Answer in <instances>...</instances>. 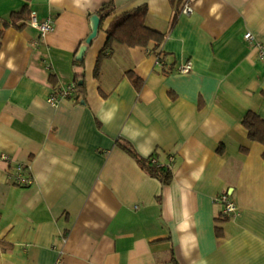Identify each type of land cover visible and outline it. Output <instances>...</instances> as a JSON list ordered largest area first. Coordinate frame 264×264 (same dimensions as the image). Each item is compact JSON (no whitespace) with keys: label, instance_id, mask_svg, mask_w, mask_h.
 <instances>
[{"label":"crops","instance_id":"1","mask_svg":"<svg viewBox=\"0 0 264 264\" xmlns=\"http://www.w3.org/2000/svg\"><path fill=\"white\" fill-rule=\"evenodd\" d=\"M186 1L0 0V18L27 4L55 24L41 35L27 17L0 39V264H264V145L243 123L264 118V61L244 36L264 43V0ZM143 6L165 60L116 42L96 76L107 30ZM76 78L85 98L52 105Z\"/></svg>","mask_w":264,"mask_h":264},{"label":"trees","instance_id":"2","mask_svg":"<svg viewBox=\"0 0 264 264\" xmlns=\"http://www.w3.org/2000/svg\"><path fill=\"white\" fill-rule=\"evenodd\" d=\"M114 11L112 4H106L98 10L101 17V22L108 17ZM148 14V8L146 6L139 7L133 11L124 13L119 21L113 24V26L107 30L108 38L101 50L98 61L96 64L95 75L99 76L101 61L103 57L107 55V52L113 49L116 42L125 44L127 46H144L152 49L154 54L164 59V51L161 49L166 34L157 29L151 28L146 24V18ZM29 17L28 5H24L21 10L13 12L10 19L0 18V39L4 30L14 25L17 28H23L25 26V20ZM24 20V22H22ZM21 22V23H20ZM102 27L100 23V28ZM165 60V59H164ZM84 60H74L75 64H82ZM166 63V62H165ZM165 65V64H164ZM140 78L136 77L135 80ZM76 92L75 98H85V85L79 83L80 79L76 78ZM244 125L249 131V139L252 141L260 142L264 145V118L255 113L248 112L243 121ZM264 156V154H263ZM139 161L145 165L154 176H158L163 182L168 183L172 177L170 170L164 167L158 168L152 160L145 159L136 154ZM153 163V164H152ZM218 235L221 236V232L218 230Z\"/></svg>","mask_w":264,"mask_h":264},{"label":"built area","instance_id":"3","mask_svg":"<svg viewBox=\"0 0 264 264\" xmlns=\"http://www.w3.org/2000/svg\"><path fill=\"white\" fill-rule=\"evenodd\" d=\"M193 2L194 0H187L182 8V12L185 14H190L193 12ZM28 22L34 28H37L41 35H45L48 32L54 30L55 24L52 17H47L45 19H38L35 12H31ZM245 38L253 43L257 48L258 57L261 61H264V43L257 39L256 36L251 31L245 33ZM193 64L191 61H186L184 64H181L177 70L181 73H188L192 70ZM76 81L69 83L66 87L62 88L61 91L57 94L51 95L48 100L52 105H57L61 99L71 98L76 92ZM9 156L7 154H0V160H8ZM15 183L18 185H28L33 179L32 177L26 174V167L24 164H19L16 176H14ZM219 202L223 204V215L230 217L233 214H237L239 207L237 203L230 198L229 194L224 193L218 197Z\"/></svg>","mask_w":264,"mask_h":264},{"label":"water","instance_id":"4","mask_svg":"<svg viewBox=\"0 0 264 264\" xmlns=\"http://www.w3.org/2000/svg\"><path fill=\"white\" fill-rule=\"evenodd\" d=\"M93 20V28H92V32L91 34L88 36L86 43L82 44V46L80 47L77 55H76V59L77 60H82L84 57V54L86 52V49L88 47V45L90 43H92L93 39L96 37L99 27H100V23H101V17L98 15L93 16L92 18Z\"/></svg>","mask_w":264,"mask_h":264}]
</instances>
